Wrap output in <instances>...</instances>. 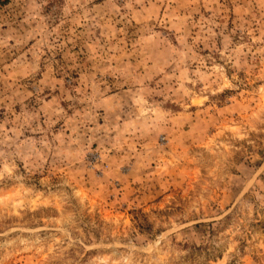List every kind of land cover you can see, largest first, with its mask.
<instances>
[{
    "label": "rangeland",
    "instance_id": "374dc122",
    "mask_svg": "<svg viewBox=\"0 0 264 264\" xmlns=\"http://www.w3.org/2000/svg\"><path fill=\"white\" fill-rule=\"evenodd\" d=\"M0 264H264V0H0Z\"/></svg>",
    "mask_w": 264,
    "mask_h": 264
}]
</instances>
